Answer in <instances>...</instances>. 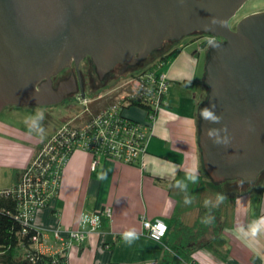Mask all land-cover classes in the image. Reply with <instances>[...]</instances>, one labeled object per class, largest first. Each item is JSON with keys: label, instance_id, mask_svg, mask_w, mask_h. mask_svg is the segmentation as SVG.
Segmentation results:
<instances>
[{"label": "water", "instance_id": "obj_1", "mask_svg": "<svg viewBox=\"0 0 264 264\" xmlns=\"http://www.w3.org/2000/svg\"><path fill=\"white\" fill-rule=\"evenodd\" d=\"M247 1L0 0V114L9 106L57 105L80 88L86 97L79 70L86 58L103 80L168 41L214 35L223 40L212 42L205 67L204 169L214 183L254 184L264 172V11L236 29L230 24ZM73 62L81 87L74 76L55 87L54 77Z\"/></svg>", "mask_w": 264, "mask_h": 264}, {"label": "crops", "instance_id": "obj_2", "mask_svg": "<svg viewBox=\"0 0 264 264\" xmlns=\"http://www.w3.org/2000/svg\"><path fill=\"white\" fill-rule=\"evenodd\" d=\"M178 43L174 63L166 71L170 89L177 81L192 90L200 67L207 63L204 53L209 46L193 62L186 56L187 45ZM183 58L186 71L175 67ZM202 72L204 77L206 69ZM169 96L147 142L146 167L105 157L94 166L91 153L78 149L71 154L60 175L57 197L36 214L41 240L33 245L35 250L48 255L62 252L68 230L80 228L84 213L111 207L113 216H104L95 233L70 248L67 264H264V181L248 188L237 180H229L225 188L215 184L202 165L198 102L171 110ZM129 114L146 120L138 108ZM8 115L0 118V191L16 186L15 173L25 170L47 141L39 133L36 136L29 120L20 127L13 123L16 114ZM204 211L218 225L202 238L208 243L187 250L183 257L170 250L167 235L158 242L143 234L142 216L163 219L170 230L178 219L194 225ZM56 230L63 239L56 237ZM127 230H135L139 237L131 244L122 240Z\"/></svg>", "mask_w": 264, "mask_h": 264}, {"label": "built area", "instance_id": "obj_3", "mask_svg": "<svg viewBox=\"0 0 264 264\" xmlns=\"http://www.w3.org/2000/svg\"><path fill=\"white\" fill-rule=\"evenodd\" d=\"M213 38H206L208 46L215 42ZM164 65L163 61L158 60L132 75L122 84L124 90L117 100L92 112L85 122H71L62 126L39 152L20 184L3 191L7 195L14 194L19 200V217L25 225L37 228L36 214L57 197L62 169L75 150L83 149L91 153L94 166L105 157L146 167L143 156L147 152L148 139L154 132V121L160 110L168 105L171 81ZM131 108L141 110L146 120L134 119L129 114ZM104 216H113L111 207L100 212L84 213L80 228L68 230L63 251L55 254L63 259H55V262L67 264L66 254L70 248L76 243H83L89 234L95 233ZM158 223L166 228L163 235L156 227ZM142 225L143 234L158 242L163 241L169 229L168 224L160 218L142 216ZM55 235L63 239L60 230H56ZM35 240L40 242L41 237Z\"/></svg>", "mask_w": 264, "mask_h": 264}, {"label": "rangeland", "instance_id": "obj_4", "mask_svg": "<svg viewBox=\"0 0 264 264\" xmlns=\"http://www.w3.org/2000/svg\"><path fill=\"white\" fill-rule=\"evenodd\" d=\"M263 9H264V0H249L244 4L241 10H239V14L237 18L242 17L247 13L250 14L251 12L257 10H263ZM230 24L232 25V21ZM201 35H202L201 33H195L190 36H186L181 40L187 45V48L185 49L186 56L189 58L192 56L190 59H192L193 62L197 61L199 53H202L204 47L208 46L205 45V43H203L202 40L203 38H207L210 35L203 34L204 37ZM194 40L199 41V43L194 42ZM175 45L171 46V48H169L168 50L170 51L174 49ZM210 48L211 46L207 47V52L204 53L205 60L206 58H208ZM160 57L161 55L154 58L152 54L151 58L147 62L148 64L145 67L155 63L157 60L160 59ZM173 60L174 58L169 60V62L165 66V71H167L170 65H172ZM185 63H186V59L183 58L180 61H177L175 67L176 68H180V66L184 67L183 71H186ZM205 67H206V63L203 64V68L202 66L200 67L199 77L198 80H196V86L194 88H191L192 90H190V88H187L179 84L177 81L172 83L169 94L170 95L169 103L171 104V106L168 107L169 109L179 110L181 106H183V108L185 109L188 107L190 102L195 100L199 104V108H198V113H199L208 95V87L204 81L205 76L203 77V72H202V69H205ZM82 69L87 80L94 78L96 81L95 82L96 84L94 86H91L90 82L88 83V86L86 87L85 90L86 97H83V95H79V94L78 96L73 95L69 100H65L64 102L53 106H37V105L9 106L0 114V118L4 119L5 116H9L8 114L10 112H14L16 114L15 116L17 119L13 123H15L17 126L20 127L21 126L26 127L27 124L26 122L27 120H29V125L36 131V136L37 133H39L40 138L48 141L50 137L60 129L61 126H64L71 122L75 124L83 123L90 118L92 112H97L100 109H102L105 105L115 102V100H117L121 92H123L124 90L122 84L124 83V81H126L131 77L128 76L125 78H121L119 81L114 83L113 86L109 88L104 87L101 90V88L99 89L100 83L97 82V76H96L97 72L95 66L94 65L92 66L88 60H85L83 61ZM38 113H43V119H40ZM19 116H21L23 119ZM202 165H203V160H202ZM206 174L209 176L208 173ZM1 178L4 179L5 174L2 175ZM228 181L229 180L215 184H218L220 188H225L226 186L225 183ZM237 181L241 182L243 186L247 188L250 185H252L251 183L247 184L239 180ZM5 182L6 181H2V183Z\"/></svg>", "mask_w": 264, "mask_h": 264}, {"label": "trees", "instance_id": "obj_5", "mask_svg": "<svg viewBox=\"0 0 264 264\" xmlns=\"http://www.w3.org/2000/svg\"><path fill=\"white\" fill-rule=\"evenodd\" d=\"M173 43L177 42L168 41L166 47L155 50L152 53L154 58L161 55L159 60L165 63L164 70L168 61L179 51L177 48L170 51L168 50L171 46H173ZM152 54L136 66L119 64L103 80H100L99 76L96 74L97 82L100 83L99 89L101 88L102 90L104 87L109 88L121 78L135 75L148 64L147 62L151 58ZM87 60L92 66L94 65L91 58H88ZM89 81L91 86L96 84L94 78H91ZM183 83L189 85L187 81H184ZM46 143L47 141H44V143L39 146L36 157L45 147ZM33 162L22 172L15 173L16 178H19V180L14 188L20 184L25 172H27L32 166ZM236 180L244 183L242 179ZM263 181L264 172L254 184H258ZM3 191L4 190L0 191V264H57L55 259L60 260L63 258H59L56 255L44 254L33 248V245L36 243L35 238L41 237L40 231L38 228L31 225L27 226L23 223V220L19 217L21 210L19 200L14 194L7 195L3 193ZM207 213V211H204V213H202L196 223L192 226L184 224L179 219L176 220L174 228L170 230L168 229L166 234L169 238L167 245L172 252L183 257L187 250L202 245L205 242L208 243L209 240L205 241L202 238L211 230L212 227H216L218 225V220L212 215H207ZM58 264H61V262Z\"/></svg>", "mask_w": 264, "mask_h": 264}, {"label": "flooded vegetation", "instance_id": "obj_6", "mask_svg": "<svg viewBox=\"0 0 264 264\" xmlns=\"http://www.w3.org/2000/svg\"><path fill=\"white\" fill-rule=\"evenodd\" d=\"M241 10V9H240ZM259 11H264V9L263 10H257V11H254V12H251L250 14H252V13H255V12H259ZM238 14H239V11L237 12V14H236V16H234V18H232V28L233 29H236V27H237V25H238V23L245 17V16H247L249 13H247V14H245V15H243L242 17H239V18H237V16H238ZM201 36H203L204 37V35L202 34ZM210 37L211 38H213L215 41H221V40H223L222 38H220V37H216V36H214V35H210V36H208L207 38H209L210 39ZM203 43H205V45H207V41H208V39L206 40V38H203ZM178 43V42H177ZM176 43H173V45H175ZM167 46V42L165 43V45H164V47H166ZM88 58H86L85 60H87ZM84 60V61H85ZM141 63V61L138 63V64H140ZM82 64H83V62L80 64V66H79V70L81 71V74H82V83H83V86H84V90H86V86H88V83L90 82L89 80H87L86 79V76H85V74H84V72H83V69H82ZM137 64V65H138ZM75 77L76 79H77V82H78V87L80 88L81 87V84H80V81H79V75H78V67L76 66V64H75V62H73L72 63V65L70 66V67H68V68H66L64 71H62L61 73H59L58 75H56L55 77H54V86L55 87H57L59 84H60V82L61 81H65V80H68V79H70L71 77ZM86 92V91H85ZM78 94L79 95H83L82 94V92H81V88L79 89V91L77 92V93H73V94H71L70 95V97L68 98V99H70L73 95H77L78 96ZM67 99V100H68Z\"/></svg>", "mask_w": 264, "mask_h": 264}, {"label": "clouds", "instance_id": "obj_7", "mask_svg": "<svg viewBox=\"0 0 264 264\" xmlns=\"http://www.w3.org/2000/svg\"><path fill=\"white\" fill-rule=\"evenodd\" d=\"M221 25H222V23H221ZM203 114L206 117L208 115V110L205 109ZM38 115H39L40 119H43V113H38ZM222 199H223L222 196H218V200H222ZM205 204H207V201H205ZM156 227L159 229L161 235H163L164 232L166 231V228L163 224L158 223ZM253 231L255 232V228L253 229ZM138 238H139L138 234L135 232V230H127L122 234V240L127 244L133 243Z\"/></svg>", "mask_w": 264, "mask_h": 264}]
</instances>
